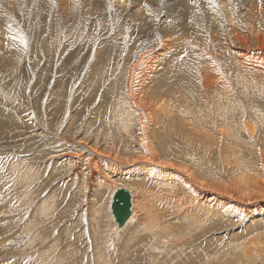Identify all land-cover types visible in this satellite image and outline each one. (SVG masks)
<instances>
[{
  "label": "rangeland",
  "instance_id": "rangeland-1",
  "mask_svg": "<svg viewBox=\"0 0 264 264\" xmlns=\"http://www.w3.org/2000/svg\"><path fill=\"white\" fill-rule=\"evenodd\" d=\"M111 1L0 0V264H47L43 256L35 261L32 252L35 249L46 250L53 246L51 243L61 253V262L58 259L56 264H122L121 252L125 248L126 257L131 261L128 264L134 261V264H184L193 261L194 242H184L186 246L183 243L177 248L166 242L165 245L170 246H162L160 251L149 249L151 243L147 239L140 240L139 235H135L133 239H137L131 243L125 240L127 236L132 239L131 233L144 234L146 238L149 236L151 242L161 239L155 238L148 230H142L141 225L135 222H132L133 226L121 230L120 235L114 234L112 230L116 223L109 205L112 198L109 192L113 187L98 182L99 185L94 184L92 190L87 192L84 177L79 174L78 180L76 177L70 178L72 167L64 160L68 154L79 150L75 146L79 136L93 137L91 139L98 142L104 137L113 139L117 144L123 142L126 135L120 126L124 122L122 114H128L129 121L137 119L125 101L123 83L126 74L133 72H129V68L141 61L143 53L150 51L152 58L156 59V66L154 64L152 67L154 71L146 69L145 72L152 73L151 78L149 74L147 77L152 85L153 98L160 103L155 88L161 81L165 83L162 84L165 85L163 90L169 91L170 102L167 105L177 107L172 90L192 93L191 90L197 88L196 80L200 77L201 66H209L207 59L197 61L195 54L200 47L189 37H197L204 46L215 48L218 45L212 30L206 26L199 23L184 26L179 12L166 8L171 4L170 0H124L127 6L123 8ZM205 1L211 2L210 5L213 3L211 6L214 5L221 12L223 20L228 21L225 18L224 9L228 5L225 1L201 0L200 5H204ZM136 5L147 9L144 11L141 7L143 18L134 12ZM158 18L166 19L163 26ZM239 24L241 27V22ZM217 29L221 30L219 27ZM173 32L179 36L175 46L170 42ZM162 41L171 48L159 49ZM239 49L225 46L221 58L218 57L220 74L226 86L234 89V95L243 102L242 108L235 109L233 116L230 111L227 113L233 118L248 116V101L251 99L264 115V92L259 81L243 79L249 75L245 70H239L242 74L233 73V68L237 66L232 58L240 62L233 52ZM149 59L144 58L141 65ZM226 66L230 69L228 73ZM164 74L165 78L162 77ZM158 76H161L160 81H156ZM256 78L262 77L257 75ZM186 98L187 101L191 99ZM225 100L222 99L221 103ZM187 101L184 100L189 105ZM42 124L51 132L54 140H32L27 137L33 129H41ZM254 125L253 135L256 131L259 136L264 129H260L258 122ZM237 129L232 124L225 127L223 135L227 150L218 159L226 160L232 169L250 164L256 159L258 149H264L257 141L258 146L246 141L249 134L245 128L242 137L238 136ZM116 137H119L118 141ZM60 139H64L68 146L63 145ZM165 140L159 141V144L162 142L160 146L166 143L161 150L157 148L159 154L162 153L161 156L167 159H183L181 161L188 166L189 160H192L191 154L176 149L172 142L180 145L177 140L168 139L170 143ZM209 143V140H203L204 146ZM106 144L111 147L108 141ZM203 158L204 165L209 166L211 162L208 163V160L211 158ZM209 176L203 175L205 178ZM126 185L134 188L133 184ZM137 193L136 211L141 215L139 207L143 201H140V192ZM150 198L146 199L150 201ZM147 207L151 208L148 203ZM140 215L136 216V222ZM175 220L178 223L174 225ZM164 221L172 226L167 231L156 229L154 234H159L158 231L161 236L165 232L178 233L188 225V219L184 216ZM193 233L199 234L197 231ZM208 233L205 237L211 242L206 250L213 251L212 254L215 251L224 252L220 249L221 241L213 239L218 234ZM182 239L188 240L184 235ZM167 240L171 239L167 237ZM233 241L238 244L242 238ZM140 244L142 247L138 252L135 246L140 247ZM182 246L186 247L187 252L183 262L178 257L173 260L168 257L178 253V248Z\"/></svg>",
  "mask_w": 264,
  "mask_h": 264
},
{
  "label": "bare ground",
  "instance_id": "bare-ground-1",
  "mask_svg": "<svg viewBox=\"0 0 264 264\" xmlns=\"http://www.w3.org/2000/svg\"><path fill=\"white\" fill-rule=\"evenodd\" d=\"M223 1L226 2V5L228 4L227 7L225 6L226 9H224L227 22L223 20L221 12L214 5L211 6L213 3L210 5L211 2L205 1L206 3L201 6V0H170L171 4L166 6L170 11L179 12L182 16L183 21L181 22L183 25L199 23L211 29L212 35L217 41V47L213 48L209 45H202L203 42H199L197 37H189L193 38L200 47L197 50V54L194 53L197 61L203 62L201 59H207L209 64L208 67L204 64L201 66L200 77L196 80L197 88L191 90L192 93L190 92L189 94L187 92H181V94L176 89L172 90L173 99L177 102V107L167 105L170 102L168 98L169 91L163 90L165 85L163 86L162 84L165 83H161L159 80L161 76H158L156 81L159 80L160 82L158 88L155 89L160 103H157L156 99L153 98L152 85L147 77L149 74L151 78L152 73H145L146 69L150 70V72L154 71L155 68L152 71V67H154L156 59L152 58L150 51L147 50L148 52L140 56V60L142 61L146 57L150 59L143 66L141 61L136 65L134 63L129 68V72L132 70L133 72L125 73L127 77L125 83H123L124 86L122 85L126 95L125 101L128 107L137 115V119L132 118V121H129V118H127L128 114L121 113L124 117L122 120L124 122H121L120 126H122L121 129L125 131L126 135L123 140L121 139L123 142H118L117 144L113 139L108 140L110 139L109 137H107L108 139L104 137V141L98 142L91 139L93 137L79 136L75 142V146L79 150L75 151L74 154H68L64 160L69 162L72 167V170H69L70 178L76 177L78 180L77 176L79 174L82 178L84 177L87 192L92 190V186L98 182L113 187L109 192L110 198L117 188L124 187L130 191L133 204L131 217L120 230L117 228V224L114 225L112 230L114 234L121 233V230L125 229V227L128 228L130 225L133 226L135 222L136 225H141L142 230L151 232L155 238L161 237L159 241L155 242L152 240L151 242L148 238L149 236L146 238L143 236L144 234L131 233L133 235L131 236L132 239L127 236L125 237L126 241L130 240L131 243H134L137 238L133 239V237L139 235L140 240L147 239L151 243H149V249L159 251L162 246H170L165 245L166 242L176 248L184 242L186 244L194 242L196 245L193 250V261L192 263L184 264H264V149H258L256 159L244 167L232 169V165L227 164L226 160L218 161L227 150L226 137L223 135L227 124H232L235 128H238L235 131H237L239 137L243 136L242 132L243 128H245L249 134L246 137V141L253 142L255 145L258 143L260 147H264V130L259 132V136H257L256 131L255 136L253 135L254 124H257V122L260 125V129H264V115L260 109H257L255 101L249 99L248 116L232 117L235 109L242 108L243 102L239 101L234 95L236 92L234 89H229V86H226L218 65L221 51L225 46L232 49L240 48L233 52L240 60L239 62L235 57L232 58V62H235L237 66L233 68V73H240L239 70H245V73H249V75L243 79L258 80L262 86V92H264V0ZM111 2L122 6V8L127 6L124 0H112ZM128 5L130 8V4ZM141 7L136 5L134 9L131 8L137 15L142 17L144 14L141 11ZM142 8L144 11L147 10L144 9L145 7ZM234 12L237 14L236 17ZM152 13L151 17H153ZM237 19L241 22V27L238 26L240 24ZM147 20L145 19V21ZM165 21L166 19L164 20V18L163 20H158L162 26ZM147 22L149 23V20ZM217 27L221 30H218ZM170 39V42L175 46L179 36L174 33V36ZM204 42L208 43L207 41ZM160 45L159 49L161 50L171 48L170 46L166 47L167 43L165 41H162ZM253 46L255 48H252ZM139 70L141 71L140 74H138ZM225 71L226 73L230 72L228 66H226ZM246 74H243V76ZM257 75L262 78L257 79ZM162 77L165 78L166 75ZM247 94L250 95L248 92ZM186 97L191 99L187 101ZM222 99L227 100L222 104ZM184 100L189 105L185 104ZM246 106L247 104L244 108ZM217 110H219L218 116ZM228 111H230L229 113L232 116H229ZM216 134H219V136ZM27 137L32 138V140L39 138L54 140L51 138V132L43 124L41 129H33ZM116 138L118 141L119 137ZM165 139L167 141L168 139L177 140L180 145L176 142V145H174V142H172V145L176 149L180 148L182 152L186 151V153L191 154L192 160L189 158L188 166L181 161L183 159L173 160L171 159L172 157L167 159L161 156L162 153L159 154L157 148L160 147L161 150L162 146L166 144L163 143L160 146L162 142L159 144V141H164ZM204 139L209 140L208 146H204ZM60 140L63 145L68 146L64 139ZM107 141L111 144V147L107 146ZM167 141L165 140V142ZM125 149L127 150L124 153ZM202 157H210L211 159L208 160V163L210 161L211 164L209 166L204 165L201 160ZM174 158L176 157L174 156ZM216 173L218 175L213 178ZM204 174H210V176L205 178L203 177ZM126 183L133 184L136 190L132 188L133 186L126 185ZM136 192H140V201L141 199L143 201L141 205L139 204L141 209H138L141 210V215L138 213L140 217L137 222ZM147 197L152 199L150 198L151 200L149 201L146 199ZM147 203L151 208L147 207ZM176 216H184L188 219V225L184 231L173 234L165 232L164 234L162 233V236L160 231H158L159 234L157 232L154 234L156 229H165L167 231L172 224L165 223L164 219L169 220V218H172L174 220ZM177 223L178 221L175 220L173 224ZM236 229L240 230V232L235 231ZM193 230L199 234L195 235ZM207 232L218 234V236L216 235L212 238L216 241H221L220 249L224 252L215 251L212 254L213 251L208 252L206 250L211 242L210 239L205 237ZM183 235L188 240L182 239ZM167 237L171 240H167ZM240 237L242 241L238 244L233 241ZM186 244L184 243V246ZM51 245L53 246L43 251L35 249L32 252L34 260L42 259L43 256L45 261H42H48L47 264H54L55 261L60 259L61 253L54 249V244L51 243ZM141 245L140 247L135 246L138 248V252H140ZM184 246L178 248V253L168 257H171L172 260L178 257V260L183 262V258L187 255V252H185L186 247ZM125 249L121 252L122 264L124 262L128 264L130 261V258L126 257L127 250ZM30 254L27 255L29 256ZM58 262L59 260L56 263ZM134 262L131 264H134Z\"/></svg>",
  "mask_w": 264,
  "mask_h": 264
},
{
  "label": "water",
  "instance_id": "water-1",
  "mask_svg": "<svg viewBox=\"0 0 264 264\" xmlns=\"http://www.w3.org/2000/svg\"><path fill=\"white\" fill-rule=\"evenodd\" d=\"M132 194L124 187L117 188L111 198L110 210L118 229H122L132 214Z\"/></svg>",
  "mask_w": 264,
  "mask_h": 264
}]
</instances>
